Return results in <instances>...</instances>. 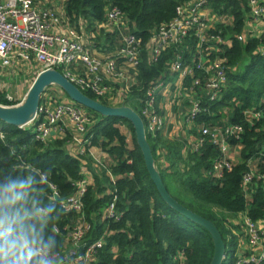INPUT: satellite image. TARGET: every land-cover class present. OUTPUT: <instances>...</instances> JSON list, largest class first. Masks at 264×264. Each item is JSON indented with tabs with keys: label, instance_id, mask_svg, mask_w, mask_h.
I'll return each instance as SVG.
<instances>
[{
	"label": "trees",
	"instance_id": "obj_1",
	"mask_svg": "<svg viewBox=\"0 0 264 264\" xmlns=\"http://www.w3.org/2000/svg\"><path fill=\"white\" fill-rule=\"evenodd\" d=\"M188 1L65 0L64 16L67 23L86 39L88 48L93 53V49L97 50L102 57H115L125 34H134L141 40L144 52L139 59L136 83L126 93L119 94L120 83L113 84L111 94L104 98L90 91L83 92L107 106H129L142 117L156 167L168 192L181 205L218 227L226 244L223 264H227L233 246L238 242V249L242 238L237 236L239 224L230 217L248 211L250 219H264L262 184L254 187L250 198L245 196L242 187L248 160L260 157L264 150V33L258 37L246 33L250 17H247L249 9L245 0L210 2L215 13L233 17V25L219 26L213 32L222 30V36L230 41L216 54L225 60L227 84L215 102L207 103L204 99L206 111L196 118L186 135L179 128L178 135L174 132L173 138H165L164 130L167 128L171 133L174 129L172 125L168 126L167 120L163 131L149 132L140 101L144 99L147 87L161 76L166 82H175L176 76L168 71L173 51H167L153 62L145 49L151 35L173 20L177 7ZM113 8L123 13L126 26L119 28L109 21V12ZM244 34L246 40H240ZM68 69L72 67L61 68L60 72L65 74ZM185 83L189 86L191 80ZM174 90L173 87L171 91ZM171 101L172 112L181 123L183 116L180 114L186 113L190 104L179 98ZM0 103L13 105L2 97ZM165 103L160 93L157 108L163 116L169 113ZM81 107L91 119L86 134L89 144L84 155H75L68 150L72 139L68 129L64 138L51 137L41 141L36 138L33 127L18 128L0 120V176L31 172L37 179L47 177L38 186L37 195L56 209L47 230L58 240L57 252L63 250L65 239L84 215L90 224L85 236L87 245L103 240L93 264H211L215 253L211 233L162 199L146 169L132 123ZM249 109L261 113L253 125L245 116ZM202 124L218 130L228 125L244 127L240 140L229 141L234 146H241V162L231 171L225 170L222 177L213 174L214 163L220 158L218 147L207 140L203 147L194 150L190 143L191 137H201L199 126ZM122 127L127 128L131 138L123 133ZM93 148L107 154L109 164L94 168V159L89 153ZM84 167L92 171L93 183L86 186L82 212L67 210L61 201L78 193V183L84 179ZM112 202H115V213L121 216L118 221L103 217Z\"/></svg>",
	"mask_w": 264,
	"mask_h": 264
},
{
	"label": "built area",
	"instance_id": "obj_2",
	"mask_svg": "<svg viewBox=\"0 0 264 264\" xmlns=\"http://www.w3.org/2000/svg\"><path fill=\"white\" fill-rule=\"evenodd\" d=\"M36 1L0 0L2 67H10L16 59L26 63L34 60L40 65L38 75L47 70L60 71L61 68L72 67L63 75L80 90L90 91L103 98L111 94L113 84L120 83L119 94L122 95L136 83L139 59L144 52L142 42L136 35L122 36L121 47L115 57H101L88 48L82 36L66 22L64 14H58L54 8L42 7ZM213 1L216 0H190L178 6L176 17L161 25L149 39L145 51L153 62H157L167 51H173V56L168 62V71L170 75L176 76L175 82H166L161 76L147 87L144 99L140 101L142 114L148 121L149 132L163 131L166 127L167 116L161 115L157 108L160 93L163 100L169 104H173L172 98L189 102L187 112L179 113L184 119L181 120L180 129L182 134L186 135L194 126L196 118L206 111L203 107L204 99L207 103L215 102L227 84L225 60L216 54L223 45H229L230 41L222 36V30L213 32L219 26L233 25V17L215 13L209 6ZM245 1L250 15V29H246V33L258 37L264 33V0ZM109 21L119 28L126 26L123 13L118 8L109 12ZM52 27L67 29L65 34H62L51 32ZM239 39L245 41L246 35H241ZM119 60L123 62L119 63ZM189 79L191 83L186 86L185 82ZM173 87L175 90L172 92ZM245 116L253 125L254 120L261 117V113L249 109ZM90 125L91 119L87 112L70 100L58 102L53 108L41 104L35 119L28 126L33 127L36 138L41 141L49 140L55 132L64 135L66 129H71L73 140L79 147V155H84L89 144L86 134ZM199 129L201 137L195 138L191 143L194 150L200 149L209 140L220 151V158L213 167L214 176L222 177L225 170L231 171L235 164L241 162V146H234L229 141L241 139L244 133L242 125H228L218 130L202 124ZM89 153L95 165L101 167L102 160L92 151ZM259 184L264 187V150L259 158L248 160L247 170L242 177L245 196L250 198ZM50 186L55 189L53 185ZM86 186L85 180L80 181L78 193L62 200L61 205L67 210L82 212V197ZM245 212L239 214L244 215L242 225H239L244 230V236L240 239L235 264H264V219L252 220L248 211ZM103 217L116 221L120 219V214L115 213V202L106 208ZM89 230L90 224L85 216L81 215L70 233L69 241L72 247L56 253L59 264L95 262L97 250L102 247L103 240L87 245L85 236Z\"/></svg>",
	"mask_w": 264,
	"mask_h": 264
},
{
	"label": "clouds",
	"instance_id": "obj_3",
	"mask_svg": "<svg viewBox=\"0 0 264 264\" xmlns=\"http://www.w3.org/2000/svg\"><path fill=\"white\" fill-rule=\"evenodd\" d=\"M46 179L0 176V264H59L58 240L47 230L56 209L37 195Z\"/></svg>",
	"mask_w": 264,
	"mask_h": 264
},
{
	"label": "water",
	"instance_id": "obj_4",
	"mask_svg": "<svg viewBox=\"0 0 264 264\" xmlns=\"http://www.w3.org/2000/svg\"><path fill=\"white\" fill-rule=\"evenodd\" d=\"M52 85L59 86L72 101L80 106L95 111L105 117L124 118L132 123L137 144L144 156L146 169L160 196L171 208L190 221L203 226L211 233L215 246V253L211 264H223L227 253L226 244L220 230L212 221L181 205L168 192L156 167L153 152L147 139L145 123L142 117L131 107L126 105L119 107L104 105L84 94L82 90L66 78L60 71L52 69L43 71L37 76L21 104L13 107H4L0 105V120L18 128L28 126L36 117L42 94Z\"/></svg>",
	"mask_w": 264,
	"mask_h": 264
},
{
	"label": "crops",
	"instance_id": "obj_5",
	"mask_svg": "<svg viewBox=\"0 0 264 264\" xmlns=\"http://www.w3.org/2000/svg\"><path fill=\"white\" fill-rule=\"evenodd\" d=\"M37 4H39L42 7H50L54 8L58 14L62 15L64 14V2H59V0H37ZM66 27L59 28V27H52L51 32H60L62 34H65ZM83 38V36H82ZM83 40H86L83 38ZM94 54L100 55L97 50H94ZM101 57L103 55H100ZM40 71V65L36 63L34 60L29 62H23L21 60H14L12 65L10 67L4 68L0 65V97H2L4 100H7L13 105L14 103L21 104L25 97L26 93L21 94L25 91V88L27 87L28 90L33 85L34 81L36 80L38 73ZM50 91L51 95L48 97H45L46 93ZM28 93V91H27ZM11 98V100L9 99ZM71 99L68 97V95L57 85H52L48 87L45 92L41 96V103L42 105H45L47 107L53 108L56 103L63 102V101H70ZM117 107V106H116ZM166 111L171 113L170 116H167L168 126L172 125L174 127L173 131L171 133L167 132V128L164 130L165 138H173L174 132H179L180 127V121L178 120L177 116L172 112V106L168 102L165 103ZM67 124L65 123V126ZM68 131L70 132V135L72 137L71 142L68 143V150L75 154L79 155V147L73 140V133L71 129L68 128ZM181 134V132H180ZM66 134L61 135L59 132H55L52 135L53 137H62L64 138ZM195 138L191 137V142H194ZM190 141V139H189ZM95 155L98 157V159H101L103 163L109 164L110 160L108 158V155L103 153L101 150L97 148H93L91 150ZM94 168H99L93 164ZM82 174L84 175V179L86 181L87 185H91L93 183V173L88 167H84ZM72 247L69 240H65L64 248L69 250Z\"/></svg>",
	"mask_w": 264,
	"mask_h": 264
},
{
	"label": "rangeland",
	"instance_id": "obj_6",
	"mask_svg": "<svg viewBox=\"0 0 264 264\" xmlns=\"http://www.w3.org/2000/svg\"><path fill=\"white\" fill-rule=\"evenodd\" d=\"M65 0H59V2H64ZM247 17L249 18L250 17V15L249 14H247ZM66 22H67V20H66ZM247 28V30H249L250 28H249V26L247 25L246 26ZM249 33V32H248ZM27 91H28V88L26 87L25 88V91L24 92H22L21 94H27ZM51 95V92L50 91H48L47 93H46V95H45V97H48V96H50ZM9 102V101H8ZM9 103H11V102H9ZM41 104H43V103H40V105ZM0 105H2V106H4V107H13V106H16V104L15 105H11V106H8V105H3V104H1L0 103ZM122 131H123V133L124 134H126V135H128V137L129 138H131V135H130V133H129V131L127 130V128H125V127H122ZM129 142H130V144H131V141H130V139H129ZM259 158V157H258ZM244 213H246V212H244ZM230 219H232L233 220V222L234 221H237V223L239 224V225H242V222H243V220H244V215H239V214H237V215H233V216H231L230 217ZM238 234L239 235H241V236H244V230H243V228L242 227H240L239 229H238V232H237V236H238ZM69 237H70V235H69ZM69 237H67L66 239L67 240H69ZM65 239V240H66ZM236 240L238 241V238L236 237ZM237 243L238 242H236L235 243V245L233 246V251H232V253H229V256H228V258H227V264H235V261H236V258H237V256H238V249H237Z\"/></svg>",
	"mask_w": 264,
	"mask_h": 264
}]
</instances>
